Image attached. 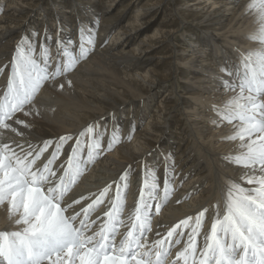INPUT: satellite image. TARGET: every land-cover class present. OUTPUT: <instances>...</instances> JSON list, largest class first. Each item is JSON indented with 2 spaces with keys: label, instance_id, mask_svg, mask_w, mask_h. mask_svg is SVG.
I'll list each match as a JSON object with an SVG mask.
<instances>
[{
  "label": "bare ground",
  "instance_id": "1",
  "mask_svg": "<svg viewBox=\"0 0 264 264\" xmlns=\"http://www.w3.org/2000/svg\"><path fill=\"white\" fill-rule=\"evenodd\" d=\"M43 1L10 0L6 7L0 6V67L5 69L0 73V93L6 87L17 43L22 36H31L37 26L39 37L47 31L55 39L62 29L64 40H77V28L83 22L95 28V47L66 78L59 77L42 87L35 99L39 115H16L15 119L29 125L27 128L13 125L24 132V137L4 130L0 142L26 139L35 143L56 139L67 133L78 134L95 123L106 130L103 138L106 147L116 129L120 142L111 150L103 151L86 167L69 193V199L98 192L117 181L131 165L124 193L122 219L126 220L138 200L147 162L156 171L161 188L165 173L174 183H170L171 195L159 213L153 208L148 242L151 238H160L155 235L157 232L162 237L180 220L188 216L195 218L206 208L201 234L197 236V248H201L204 235L210 232L215 218V208L223 213L230 182H242L248 172L233 163L232 158L242 151L241 142L228 139L234 134L233 125L220 121L216 109L239 94L238 87L228 90L222 86L223 79L227 78L222 68L234 71V66H240L245 56L264 47L250 39L258 32L255 12L247 8L250 0H184L180 5H176L175 0ZM3 2L6 1L0 0V4ZM117 3L120 6L109 15ZM162 6L161 21L151 34L147 33L155 22L153 14ZM34 10H39L38 22L29 19ZM180 12H188L191 17L188 22L198 29L194 41L198 44L187 43L190 49L172 42L177 28L172 25ZM181 26L180 22L178 28ZM142 31L147 32L141 36ZM111 32H115L113 37L106 41ZM159 48H166V53L159 52ZM187 50L188 55L182 56ZM142 70L144 73L140 72ZM177 73L182 74L184 92L177 94L174 84L165 90L147 122L142 124V116L152 108L154 99L149 89L154 82L160 89L164 81L174 79L176 84ZM60 84H64L63 89ZM174 110L176 126L173 129L170 120ZM124 111L126 117L122 115ZM173 143H177L176 147ZM66 158L67 151L62 153L60 161ZM114 191L115 184L109 195H114ZM189 196L196 201L188 200ZM89 202L82 201L81 206ZM106 210L107 207L102 206L90 219L94 220ZM16 218L10 217L7 202L0 204V230H17ZM96 227L98 225L93 229ZM185 239L175 245L176 248L182 247Z\"/></svg>",
  "mask_w": 264,
  "mask_h": 264
},
{
  "label": "snow or ice",
  "instance_id": "2",
  "mask_svg": "<svg viewBox=\"0 0 264 264\" xmlns=\"http://www.w3.org/2000/svg\"><path fill=\"white\" fill-rule=\"evenodd\" d=\"M247 8L255 12L258 23V32L250 39L264 46V0H250ZM62 31L55 39L47 31L43 37L33 32L17 43L6 87L0 93V137L4 130L24 137L13 125H29L15 119L16 115H39L35 99L42 87L66 78L94 50V27L81 22L77 40H64ZM234 69L222 68L227 77L222 86L238 87L239 94L216 109V114L220 121L233 125L234 134L228 139L241 142L242 151L232 158L233 163L251 174L246 172L242 182H230L223 213L215 208L201 248H197V236L206 208L195 218L180 220L162 237L157 232L160 238L149 244L153 208L159 213L172 188L167 173L161 188L147 162L138 200L126 220L122 219L124 193L131 165L98 192L69 199L86 167L120 142L113 129L105 147L106 130L93 123L78 134L56 139L0 142V204L8 203L10 217H17L18 226L17 230H0V264H264V47L250 52ZM4 70L0 67V73ZM67 83L71 85L70 80ZM59 87L63 89L64 84ZM65 151L67 158L60 161ZM102 206L107 210L90 219ZM94 225L98 230L92 231ZM185 236L183 249L170 259L171 249Z\"/></svg>",
  "mask_w": 264,
  "mask_h": 264
},
{
  "label": "rangeland",
  "instance_id": "3",
  "mask_svg": "<svg viewBox=\"0 0 264 264\" xmlns=\"http://www.w3.org/2000/svg\"><path fill=\"white\" fill-rule=\"evenodd\" d=\"M6 2H3V3H1L0 4V6H2V7H6L7 6V4L10 2V0H5ZM45 1L46 0H44L43 2L45 3ZM189 1H193V0H189ZM184 2V0H175V4L176 5H180V4H182ZM43 3V4H44ZM168 4H164V6H167ZM120 6V3H117V4H115V5H113V7L111 8V10H110V13H109V15H113L115 12H116V10L118 9V7ZM164 6H162V8L161 9H159L158 10V12L156 13V15L155 14H153V17H154V20H155V22H154V24L152 25V27H151V30H149L148 32L147 31H142V34H140L141 36H143L144 34H145V32H147V33H149V34H151V32L153 31V29L155 28V26H157L158 25V23L161 21V19H162V16H163V9H164ZM38 11L39 10H34L33 12H31V16H29V19H31V20H35V21H39L40 20V18H39V16H38ZM190 16H189V14H188V12H180V13H178V16H177V18L174 20V23H173V25L172 26H174L175 28H176V33H175V37L173 38V40H172V42H173V44L175 43V44H179L180 46H184L185 48H189L190 49V45L191 46H196L198 43H196V42H194L195 40H196V36H197V34H198V29L196 28V26H192L189 22H188V20H190ZM180 22L182 23V26L181 27H179L178 28V25H180ZM178 30V31H177ZM190 30V31H189ZM185 31V32H184ZM188 31V32H187ZM183 32V33H182ZM35 33H39V27L37 26V29H35ZM114 33L115 32H111L110 34H109V36L107 37V39H106V41H109L112 37H113V35H114ZM50 34H52V32L50 33ZM187 43H189V44H187ZM178 47V46H177ZM160 49L161 48H159V52H162V53H166V51L167 50H165L166 48H163V49H161V51H160ZM165 50V51H164ZM190 51H185V53L184 54H182V56H186V55H188V53H189ZM159 54V53H158ZM177 60H180V59H177ZM163 65H161L160 67H162ZM141 73H144V71L142 70V71H140ZM181 77H182V74H179V73H177V78H179V79H177V81H176V84H175V80L173 79H171V80H169V81H164L163 82V84H164V86H163V88H159L158 87V84H156V82H154V84H153V86L149 89V92L150 93H153V95H154V99H152V101H151V103H152V108L151 109H149V110H147V112H145L144 113V115L142 116V119H141V122H142V124H144L145 122H147V119L149 118V116H150V113H151V111H152V109H153V107L155 106V104L157 103V101H158V99H159V97L161 96V94L165 91V90H168L171 86H173V84H174V86L176 85V89H177V94H181V93H183L184 91H183V82H182V80H181ZM125 79H127V77L125 76ZM180 80V81H179ZM169 82V83H168ZM178 84V85H177ZM245 94H247V93H245ZM133 113H134V111H133ZM173 116H172V118H171V120H170V123H171V127L174 129L175 127L174 126H176V122H175V114H176V111L174 110L173 111ZM123 115V117H126L127 116V112L126 111H124V113L122 114ZM132 115V112L129 114V116H131ZM176 144L177 143H173V146L174 147H176ZM172 185L174 184L173 182L171 183ZM191 193H193L194 194V192H191ZM194 200V201H196L195 199H194V197H190L189 196V199L188 200Z\"/></svg>",
  "mask_w": 264,
  "mask_h": 264
}]
</instances>
